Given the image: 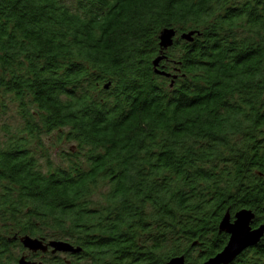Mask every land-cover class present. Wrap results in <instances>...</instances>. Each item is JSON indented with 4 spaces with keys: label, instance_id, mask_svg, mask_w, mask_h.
Masks as SVG:
<instances>
[{
    "label": "trees",
    "instance_id": "obj_1",
    "mask_svg": "<svg viewBox=\"0 0 264 264\" xmlns=\"http://www.w3.org/2000/svg\"><path fill=\"white\" fill-rule=\"evenodd\" d=\"M241 209L264 224V0H0V264L25 235L200 264ZM230 264H264V235Z\"/></svg>",
    "mask_w": 264,
    "mask_h": 264
},
{
    "label": "water",
    "instance_id": "obj_2",
    "mask_svg": "<svg viewBox=\"0 0 264 264\" xmlns=\"http://www.w3.org/2000/svg\"><path fill=\"white\" fill-rule=\"evenodd\" d=\"M195 31H189L182 33L179 38L188 42L193 41V35ZM198 34V33H197ZM176 37V31L172 28L163 29L159 36L160 55L155 57L152 61L154 72L160 76L171 79L169 87L172 88L174 80L177 78V74H171L165 70H160L159 63L166 60L165 51L170 48ZM179 72V70H176ZM110 83L104 84L103 88L108 89ZM254 219V213L247 209H241L237 211L233 220L230 215L226 213L219 222V231L225 232L228 235V240L225 246L214 256L208 258L200 264H230L238 255H240L245 249L256 245L264 235V224H260L257 227H252L251 223ZM20 243L23 247L30 251L42 250L46 251L48 247L52 248V252H69L76 254L80 252V248H73L70 244L63 241H50L47 246L42 244L41 240L32 238L28 235L20 237ZM18 264H36L28 262L24 257H20ZM165 264H188L184 256H176L171 258Z\"/></svg>",
    "mask_w": 264,
    "mask_h": 264
},
{
    "label": "flooded vegetation",
    "instance_id": "obj_3",
    "mask_svg": "<svg viewBox=\"0 0 264 264\" xmlns=\"http://www.w3.org/2000/svg\"><path fill=\"white\" fill-rule=\"evenodd\" d=\"M164 61V63H161V68H167L168 70L173 68L171 60ZM231 220H233V218H231ZM38 239L42 240V244L45 246H47L50 241L41 238ZM22 248L23 250L20 253V257H24L26 261L36 264H57V262H59V264H72V261H76L74 263H78V261L82 258V256H79V253L73 254L69 252H52L53 250L51 247H48L46 251L37 250L35 252L30 251L23 246Z\"/></svg>",
    "mask_w": 264,
    "mask_h": 264
},
{
    "label": "rangeland",
    "instance_id": "obj_4",
    "mask_svg": "<svg viewBox=\"0 0 264 264\" xmlns=\"http://www.w3.org/2000/svg\"><path fill=\"white\" fill-rule=\"evenodd\" d=\"M166 60H167V59H166ZM178 76H179V75H177V77H178ZM8 122L11 123V124H12V123H17V122H16L14 119H12V118H9ZM55 151H56V150H55Z\"/></svg>",
    "mask_w": 264,
    "mask_h": 264
}]
</instances>
